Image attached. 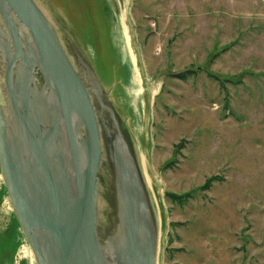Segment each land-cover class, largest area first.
I'll use <instances>...</instances> for the list:
<instances>
[{"label": "rangeland", "instance_id": "1", "mask_svg": "<svg viewBox=\"0 0 264 264\" xmlns=\"http://www.w3.org/2000/svg\"><path fill=\"white\" fill-rule=\"evenodd\" d=\"M36 1L90 92L111 151L109 193L113 168L124 172L115 158L120 152L137 165L155 202L158 264H264V0ZM125 28L136 66L124 44ZM19 35L33 57L29 33ZM6 49L13 54L15 45L0 10V97L8 125L16 126L5 83ZM20 66L29 69L31 103L43 93L48 104H54L51 96L56 103L40 66L28 67L20 57L14 88L21 83ZM137 101L148 177L133 133L117 126ZM109 193L108 215V202L114 204ZM2 204L0 196V264H15V248L7 245L14 214ZM119 219L123 223V209ZM116 232L105 242L119 247L123 225ZM30 263L22 258L21 264Z\"/></svg>", "mask_w": 264, "mask_h": 264}, {"label": "water", "instance_id": "2", "mask_svg": "<svg viewBox=\"0 0 264 264\" xmlns=\"http://www.w3.org/2000/svg\"><path fill=\"white\" fill-rule=\"evenodd\" d=\"M0 10L15 45L13 54L6 49L5 83L14 107L16 127L25 143L24 157L8 132L0 97V169L38 264H51L50 249L56 264H156V227L143 179L137 165L132 167L128 159L125 162L120 152L115 158L124 172L116 173L113 168L111 183L113 201L120 204L116 216L125 236L117 247L122 248L120 254L117 250L113 254L104 251L98 230L99 169L103 159L100 123L88 87L51 20L36 0H0ZM14 15L28 29L33 57L23 50ZM19 57L28 67L40 66L55 95L59 111L48 124L41 113L33 111L28 68L22 66L27 71L24 84L21 80L16 88L13 86ZM117 126L121 133L118 122ZM57 137L64 155L63 175L55 170L50 158V143ZM122 153L136 163L131 153L125 150ZM112 156L113 153L110 154L113 161ZM22 157L27 158L28 169ZM32 189L37 190L38 200L33 198ZM129 194L139 201L150 236L149 248L139 250L140 253L136 248L139 240L127 244V214L134 209L128 210ZM122 209L123 223L119 219Z\"/></svg>", "mask_w": 264, "mask_h": 264}, {"label": "bare ground", "instance_id": "3", "mask_svg": "<svg viewBox=\"0 0 264 264\" xmlns=\"http://www.w3.org/2000/svg\"><path fill=\"white\" fill-rule=\"evenodd\" d=\"M124 13V12H123ZM122 15V13H121ZM120 15V16H121ZM14 20L16 22V24L19 26L18 29L21 33H23L24 35H28V29L18 21V19L14 17ZM28 32V33H27ZM123 37H124V44L125 47L127 48L128 54L131 58V60L134 59V61L132 62L133 64L136 63V59L134 58L133 54H132V49H131V44H130V37L128 35V29L125 28V30L123 31ZM29 38V37H28ZM29 44L31 46H33V42L31 40V38L29 39ZM136 66V64H135ZM133 65V67H135ZM136 75V73H135ZM18 76L19 78L23 81L22 84H24L25 80L27 79V71L20 66L18 68ZM103 78V77H101ZM136 79L137 81L140 83L142 82L141 77L139 76L138 72L136 75ZM153 82V81H152ZM158 83V82H157ZM157 86V85H156ZM39 95V94H38ZM53 95V94H52ZM45 93L41 94V96H39V101L37 99L38 102H36L35 106H34V110L35 114L36 113H41L42 118L44 119V122L46 124H48V122L50 121V118L53 119V117L55 116L57 110L59 111L58 106L55 103V99L54 96H51V100L54 102L53 105H50L47 103L48 100H50V98L46 99ZM140 97L142 96H138L137 100H139L140 102ZM2 96V105L4 103L5 105V98ZM143 99V98H142ZM50 102V101H49ZM3 105V109L5 112V108ZM135 105V107H134ZM133 107H131L132 111L129 112L130 115L128 114V118L124 119L122 126L121 127V131L123 130L124 132H127L129 134L130 137V132L133 133L134 135V139L136 138L137 140V145H138V151L140 152V156H141V165L142 168L144 170L145 175H147V177L149 176L148 174V166H147V159H146V153H145V147L143 142L145 143V140L142 138V133H143V110H141V106L139 105L138 101L137 104L136 102L134 103ZM115 113V112H113ZM115 115V114H114ZM116 118V117H115ZM128 120V122H127ZM120 125V123H119ZM8 132L11 134V139H14V141L18 144V146H20V148L22 149L23 155L25 157V151H24V140H23V136L20 132V130L14 126V125H9V130ZM130 145L132 146L131 142V138L128 139ZM102 143H103V159L100 165V169H99V186H98V191H99V213H98V230H99V234L101 239L103 240L104 245L102 244L104 251L106 253H109V251L112 250V252H117L120 254V252L122 251V248L117 249V247L115 245H109L108 242L105 241H109L111 238L112 239H116L115 236L117 235L116 231L119 228V223H118V218L116 216V210H117V203L115 201V203L113 204L112 201L108 202V209H109V215L107 213V209H106V198L104 195L107 194V192L109 193V187H108V183L106 182V178H107V174L110 173L111 168L109 167V147L106 146V142L105 140L102 139ZM146 145V144H145ZM50 158L52 161V164L54 165L55 170L60 174H64V167H63V152H62V146L60 144L59 138L57 137L56 139L52 140V142L50 143ZM24 164L26 169H28V164L29 162L27 161V158H23ZM110 169V170H109ZM110 177V176H109ZM112 190V188H111ZM149 195L151 194V190L149 191V189H147ZM33 198L37 199V190H31L30 191ZM110 193L112 194V191H110ZM109 193V194H110ZM0 196L2 197L3 201H4V205L6 210H12L13 214H14V231L13 234L11 235V237L9 238V243L7 245L11 246L12 248H15L16 251V260H15V264H21L22 258H29V261L31 262L30 264H35L36 262V257L35 254L33 252V249L29 243V240L27 238V236L25 235L23 228L19 222V219L17 217V214L15 212L14 206L11 202L10 196H9V192L8 189L6 187V183L3 177V174L1 172L0 169ZM150 198V196H149ZM113 200V199H112ZM128 205L130 207H128V210L130 208H134L132 212H128L127 214V221H126V229L128 232V246L130 244V242L133 240H139V242H137V251L139 252V250H147L149 248V240L148 239L149 236V232L147 229V225L143 216L142 211L140 210V205H139V201L135 200V197L132 195H128ZM154 200L151 199L150 200V206L151 209H153V215L155 213L156 210V206L154 204ZM100 204L101 207H100ZM16 223V224H15ZM158 226V225H157ZM158 232V230H157ZM137 235V236H136ZM117 237V236H116ZM1 240V239H0ZM2 243V241H0V244ZM5 243V242H4ZM3 245V244H2ZM1 247V246H0ZM3 250V248H2ZM5 250V247H4ZM159 251V249H158ZM0 253H3V251H1ZM140 253V252H139ZM157 256H156V264H158L157 262ZM50 263L51 264H56L55 260H54V253H52V250L50 249Z\"/></svg>", "mask_w": 264, "mask_h": 264}, {"label": "trees", "instance_id": "4", "mask_svg": "<svg viewBox=\"0 0 264 264\" xmlns=\"http://www.w3.org/2000/svg\"><path fill=\"white\" fill-rule=\"evenodd\" d=\"M211 180H212V178L208 179L207 183L204 185V188L210 186ZM110 182H111V177H110Z\"/></svg>", "mask_w": 264, "mask_h": 264}]
</instances>
